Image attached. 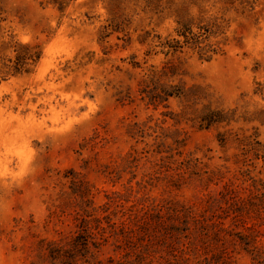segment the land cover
Wrapping results in <instances>:
<instances>
[{"label": "rangeland", "instance_id": "1", "mask_svg": "<svg viewBox=\"0 0 264 264\" xmlns=\"http://www.w3.org/2000/svg\"><path fill=\"white\" fill-rule=\"evenodd\" d=\"M184 27L205 50L167 56ZM154 76L183 95L150 104ZM160 206L225 218L257 249L232 264H264V0H0V264H198L194 225L177 261L124 237Z\"/></svg>", "mask_w": 264, "mask_h": 264}, {"label": "trees", "instance_id": "2", "mask_svg": "<svg viewBox=\"0 0 264 264\" xmlns=\"http://www.w3.org/2000/svg\"><path fill=\"white\" fill-rule=\"evenodd\" d=\"M208 32L202 34V36L194 35L190 29L184 27L180 30L179 36L184 40H176L163 44V47L168 49L166 55H177L183 53L186 47H194L200 49L203 52L205 49L201 46V40L204 35ZM213 54L217 53V50H212ZM38 58V56H37ZM24 60V59H23ZM210 60V58H208ZM178 69L174 65L166 66L163 68V76L167 77L171 75L172 77L177 76ZM154 76L150 81L145 83V87L142 90V95L144 100H148L150 104L164 103L174 96L183 95L181 89H166L161 88L155 82ZM204 122L208 124L216 121L212 118L203 119ZM219 121V120H217ZM215 218L209 219L206 215L197 216L191 211L190 208H185L184 206H160V209L155 212H144L137 216L131 224H125V236H130L131 240L133 235L137 234L143 237V242H147L145 246V252L152 256L154 252L151 250V243L153 238L159 240V245L165 247L164 252L177 261L178 256L175 255L179 249V245L182 235L184 238H190L191 235V225L195 226V231L198 236V243L203 247L205 253V258L197 262L198 264H232L231 260L233 258L231 251L227 244H231L233 247L241 246L242 249L250 255L256 254L255 239L243 235L242 233L234 234L233 231L228 230L224 224L225 218L220 217L221 220L215 221ZM158 237V238H157ZM167 240H172L171 244H167ZM194 244L189 242L183 244V249L180 250L181 254L192 253V248ZM213 249V250H212ZM215 250V251H214ZM189 262L190 259L184 260ZM167 264H178L170 260L166 261Z\"/></svg>", "mask_w": 264, "mask_h": 264}]
</instances>
